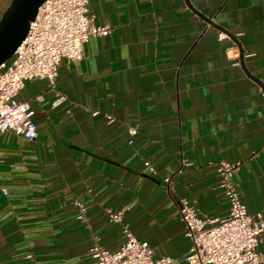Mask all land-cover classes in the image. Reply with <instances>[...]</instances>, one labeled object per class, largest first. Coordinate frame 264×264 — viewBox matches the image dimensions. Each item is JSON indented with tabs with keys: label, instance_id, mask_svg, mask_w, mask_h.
Segmentation results:
<instances>
[{
	"label": "crops",
	"instance_id": "obj_1",
	"mask_svg": "<svg viewBox=\"0 0 264 264\" xmlns=\"http://www.w3.org/2000/svg\"><path fill=\"white\" fill-rule=\"evenodd\" d=\"M10 2L0 0V17ZM88 9L110 33L63 60L53 87L35 78L19 93L38 137L0 136V264H94L96 245L125 239L109 210H126L156 257L183 260L191 241L177 201L226 216L223 159L241 162L232 180L248 212L264 210V0H89ZM182 158L191 165L176 174Z\"/></svg>",
	"mask_w": 264,
	"mask_h": 264
},
{
	"label": "built area",
	"instance_id": "obj_2",
	"mask_svg": "<svg viewBox=\"0 0 264 264\" xmlns=\"http://www.w3.org/2000/svg\"><path fill=\"white\" fill-rule=\"evenodd\" d=\"M88 4L89 0H45L36 18L30 22L25 39L12 57L0 65V136L12 131L27 139H36L38 129L34 106L31 101L18 99L25 82L40 78L53 87L63 60L81 59L90 37L110 33L111 26L94 24L88 13ZM262 82L264 85V80ZM63 99L64 96H59L57 101ZM129 132L134 136L137 128L131 127ZM145 163L154 170L148 161ZM240 164L239 161L223 159L216 166L219 186L229 203L226 216L203 215L187 197L177 201L185 234L191 241L183 260L171 256L156 257L152 246L138 239L124 221L126 210H109L110 220L121 224L125 239L114 250L96 245L92 250L94 264H263L264 253L258 245L264 232V210L250 214L242 201L238 186L232 180ZM189 165L191 162L182 158L175 173H181L183 167ZM165 181L172 196V175ZM75 205L79 208L77 219L86 222V205L77 200Z\"/></svg>",
	"mask_w": 264,
	"mask_h": 264
},
{
	"label": "water",
	"instance_id": "obj_3",
	"mask_svg": "<svg viewBox=\"0 0 264 264\" xmlns=\"http://www.w3.org/2000/svg\"><path fill=\"white\" fill-rule=\"evenodd\" d=\"M45 0H11L0 17V65L8 61L25 39L30 22ZM214 26V22L209 20Z\"/></svg>",
	"mask_w": 264,
	"mask_h": 264
}]
</instances>
